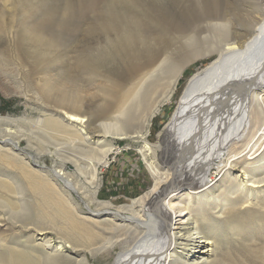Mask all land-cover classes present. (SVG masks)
I'll return each mask as SVG.
<instances>
[{
	"label": "bare ground",
	"instance_id": "6f19581e",
	"mask_svg": "<svg viewBox=\"0 0 264 264\" xmlns=\"http://www.w3.org/2000/svg\"><path fill=\"white\" fill-rule=\"evenodd\" d=\"M39 6L33 0L30 13ZM122 15L115 49L100 60L134 75L102 88L92 127L81 99L61 86L62 94L41 88L62 110L38 107L41 134L18 126L24 115H0V226L29 234L24 244L0 236V264H93L97 254L104 264H264V237L244 236L255 221L264 232V0H123ZM52 16L50 8L37 25L21 23L39 67L57 43L42 37ZM205 59L151 141L152 119ZM91 64L81 54L74 66ZM50 132L61 137L54 150ZM119 143L136 150L150 180L125 203L101 193ZM44 155L55 157L51 165Z\"/></svg>",
	"mask_w": 264,
	"mask_h": 264
},
{
	"label": "rangeland",
	"instance_id": "374dc122",
	"mask_svg": "<svg viewBox=\"0 0 264 264\" xmlns=\"http://www.w3.org/2000/svg\"><path fill=\"white\" fill-rule=\"evenodd\" d=\"M38 1L40 6L36 12L30 13L33 11L31 10L33 0H0V115L12 117L24 115L26 119L18 120V126L24 130H32L41 134V128H38L34 122L39 115L38 107L44 105L51 110L62 111L55 105L54 96L56 95L46 98L41 88L47 85L54 86V92L62 94L61 90H57V87L61 86L62 90H65L66 98L76 96L81 99L78 108L88 112L83 114L85 124L92 127L96 123L93 122L92 111L106 97L102 88L114 84L125 87L134 75V72L131 73L126 67L115 66L113 68L101 64L102 60H100L105 54L115 49L112 43L120 34L123 0H93L94 5H90V0ZM67 3L70 7L66 10ZM50 8L53 9V16L44 21L42 37L44 40L55 38L57 43L52 46L49 57L39 67L33 65L26 55V50L35 43L31 45L22 41L20 27L23 20L31 24L30 27L37 25L39 17ZM29 41L32 42V39ZM81 54H88L93 59V64L85 69L75 67L74 64ZM208 60H196L179 79L170 100L160 107L152 119L149 136L151 141L155 140L157 132L173 112L186 78ZM44 141L48 143L50 149L54 150L61 142V137L51 133L45 135ZM22 146H26V141H22ZM26 149L34 153L33 148L26 146ZM54 158L52 155H44L42 160L47 165H51ZM108 161L103 173L101 189L104 199H117L118 203H125L149 187L148 171L132 146L119 143L114 152L110 154ZM67 164V169L71 170V163L67 162ZM237 171V169L234 170L233 175ZM0 227V236L4 235L6 238L10 235L17 236L21 244H24L29 237V234H27L28 237L19 236L20 234L17 231L14 232L9 225ZM246 229L249 232L246 231L244 236L254 239L255 243L260 242L264 237V232L260 231L261 228L257 221L255 225L247 224ZM68 234L71 235L70 232ZM239 237L237 233L233 236L234 240ZM234 243L236 241H233V244L232 241L228 243L229 248L227 249H232ZM23 252L28 256L30 253L32 256L36 255L30 249H25ZM88 257L93 264H104L106 259L101 254Z\"/></svg>",
	"mask_w": 264,
	"mask_h": 264
}]
</instances>
